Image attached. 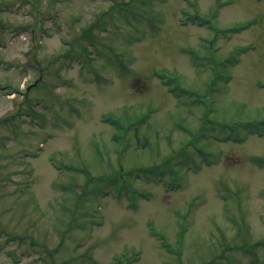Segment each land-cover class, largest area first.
I'll use <instances>...</instances> for the list:
<instances>
[{
    "label": "rangeland",
    "instance_id": "obj_1",
    "mask_svg": "<svg viewBox=\"0 0 264 264\" xmlns=\"http://www.w3.org/2000/svg\"><path fill=\"white\" fill-rule=\"evenodd\" d=\"M105 116L146 118L118 140ZM260 120L264 0H0V264H264V133L242 128ZM184 151L133 197L79 187Z\"/></svg>",
    "mask_w": 264,
    "mask_h": 264
},
{
    "label": "trees",
    "instance_id": "obj_2",
    "mask_svg": "<svg viewBox=\"0 0 264 264\" xmlns=\"http://www.w3.org/2000/svg\"><path fill=\"white\" fill-rule=\"evenodd\" d=\"M123 5H128V7L130 6V4H123ZM124 9L129 10L131 8H124ZM94 25H96V24L92 23L90 26L85 28L79 37L85 38V35H90L88 29L93 28ZM90 39H91L90 37L87 38V40H90ZM74 43H75V41H74ZM76 43H78V42H76ZM228 76L229 75H227L225 77H228ZM173 92L177 95V97H181V98L184 97V100H185V98H187V99L191 98L192 101H195V102L200 101L201 102V95L198 93L195 94L193 97H188L186 95V94L190 93L188 90H184L182 88H175L173 90ZM112 119H113L112 126L116 129V131L113 134V138L118 139V140L123 139L127 135L128 131L131 130L132 122H130L127 126H124L123 123H121L115 116ZM204 121H206V122L209 121L207 116H205ZM204 121L202 120L200 128L203 127V125H205L206 122H204ZM133 127L135 128L136 125H133ZM134 128L131 131H133ZM223 128H225V127H223ZM200 133H201V131H200ZM135 134L137 135L138 131H135ZM142 143H143V145H145V139L142 140ZM189 144L194 145L196 147V148H194V146H192L194 152L195 153L197 152L199 155L200 150L195 145V143L190 141ZM191 154L187 153L186 151H184V153L180 152L178 155L169 154L167 156H164L160 160L154 162V164L133 166L130 169H128L126 175H124L122 173V171H120V172H114L113 174H110L108 176H98V177H102L101 180H99V178H97V177L89 178L90 180H88L87 182H85L83 185H81L79 187L81 188V192L83 191L84 193H87V192H91V193L93 192L94 193V192L99 191V189L96 188V186H98L99 184H103L104 182H106L105 186H107V185L116 186L115 184H117V186H116L117 194H120L123 191L126 193V195H132V197H133V193H134L135 189L133 188L132 183H130L131 182L130 178H138L139 177L138 175H140V174L136 175L135 173H138L141 171V175H145L150 180L152 175L159 174V176H162L166 172H168L167 175L170 178L174 179L178 175L180 170H182V168L184 166L189 165L192 162L193 158H192ZM71 168H73V167H71ZM73 170L78 171V168L75 167ZM95 178H97V180H99V181L96 182ZM129 180H130V182H129ZM90 184H92L94 186V188L92 187L90 190H88L87 186ZM69 185H74V183L69 184ZM106 191H107V189H106ZM129 191H130V193H128ZM81 197H83V195L81 193L78 195H75V197H74V207L75 208L79 205V203L81 201H84V197H83V200L81 199ZM73 211L74 210H72V213H73ZM62 234H64V232H62ZM19 237L22 238V236H19ZM56 249H57V246L54 248V250H56ZM134 258H135V254L133 252L127 251V252H123L120 254L113 255L109 264H132Z\"/></svg>",
    "mask_w": 264,
    "mask_h": 264
}]
</instances>
